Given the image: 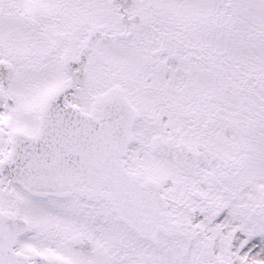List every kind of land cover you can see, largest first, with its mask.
Returning <instances> with one entry per match:
<instances>
[{
  "label": "snow or ice",
  "instance_id": "6c2138e0",
  "mask_svg": "<svg viewBox=\"0 0 264 264\" xmlns=\"http://www.w3.org/2000/svg\"><path fill=\"white\" fill-rule=\"evenodd\" d=\"M0 264H264V0H0Z\"/></svg>",
  "mask_w": 264,
  "mask_h": 264
}]
</instances>
